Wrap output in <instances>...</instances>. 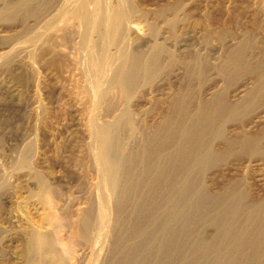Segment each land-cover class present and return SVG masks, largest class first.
Wrapping results in <instances>:
<instances>
[{"label":"rangeland","instance_id":"374dc122","mask_svg":"<svg viewBox=\"0 0 264 264\" xmlns=\"http://www.w3.org/2000/svg\"><path fill=\"white\" fill-rule=\"evenodd\" d=\"M128 1L129 48L151 51L156 42L164 50L129 98L114 88L99 106L89 92L93 72L81 25L58 16L38 36L25 33L20 14L0 15V50L16 43L32 51L0 64V264H88L92 258L99 264L108 254L107 242L94 256L78 226L100 179L89 148L92 122L113 121L130 109L136 132L126 129L124 140L135 148L173 112L175 100L185 98L194 113L217 96L236 103L256 85L254 66L264 59V0ZM237 51L248 68L228 70V57ZM235 115L222 120L215 151L225 152L228 138L264 131V101ZM199 180L211 193L236 187L246 204L262 202L264 141L224 153Z\"/></svg>","mask_w":264,"mask_h":264},{"label":"bare ground","instance_id":"6f19581e","mask_svg":"<svg viewBox=\"0 0 264 264\" xmlns=\"http://www.w3.org/2000/svg\"><path fill=\"white\" fill-rule=\"evenodd\" d=\"M129 5L128 0H7L0 2V15L20 14L25 33L38 36L58 16L81 25L80 43L93 72L89 92L99 106L114 88L129 98L164 50L156 42L151 51L129 48ZM9 47L0 50V64L32 53L22 44ZM243 57L242 51L232 53L228 70L247 69ZM254 70L256 85L240 101L226 103L217 96L189 113L185 98L177 99L173 112L135 148L124 140L126 129L136 132L130 109L113 121L92 122L89 148L100 179L91 206L80 211L78 226L94 256L109 243L99 264H264V200L249 205L236 187L211 193L199 180L214 159L235 147L253 150L264 141L261 131L226 139L223 153L212 147L225 117L264 101V59ZM92 260L88 264H95Z\"/></svg>","mask_w":264,"mask_h":264}]
</instances>
